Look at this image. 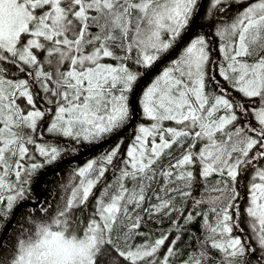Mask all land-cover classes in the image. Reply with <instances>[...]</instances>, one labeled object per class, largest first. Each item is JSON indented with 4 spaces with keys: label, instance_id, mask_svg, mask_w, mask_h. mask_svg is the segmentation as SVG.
<instances>
[{
    "label": "snow or ice",
    "instance_id": "snow-or-ice-1",
    "mask_svg": "<svg viewBox=\"0 0 264 264\" xmlns=\"http://www.w3.org/2000/svg\"><path fill=\"white\" fill-rule=\"evenodd\" d=\"M178 45L129 143L20 216L69 143L136 118L140 70ZM0 264H264V0H0Z\"/></svg>",
    "mask_w": 264,
    "mask_h": 264
},
{
    "label": "trees",
    "instance_id": "trees-1",
    "mask_svg": "<svg viewBox=\"0 0 264 264\" xmlns=\"http://www.w3.org/2000/svg\"><path fill=\"white\" fill-rule=\"evenodd\" d=\"M200 30V26L199 24H197V27L193 33V36L194 37L197 32ZM212 39H215L214 37ZM179 54V53H178ZM177 54V55H178ZM175 55V57L177 56ZM213 57L216 58L218 56V54H216V51L215 49L213 50V53H212ZM175 57H173L172 59H174ZM165 66V65H164ZM163 66V67H164ZM162 67V68H163ZM161 68V70H162ZM143 74L147 71L141 69L140 70ZM160 73V71L156 74L158 75ZM155 75V76H156ZM154 78V77H153ZM153 78L151 80H153ZM150 80V81H151ZM150 81L148 82L150 84ZM148 83L145 85V87L143 88V90H145L147 88V85ZM142 90V92H143ZM141 92V93H142ZM141 95V94H140ZM139 95V96H140ZM138 111H139V119L136 123V125L132 128V130H130L127 134H125L122 138H123V144L126 146L129 141L133 138V136L136 134V129H137V126L143 122L144 118L141 116L140 114V110H139V107H138ZM128 137V138H127ZM47 139V137H45ZM121 139V138H120ZM119 139V140H120ZM118 140V141H119ZM114 142L113 144L107 146L106 148L100 150L99 152L97 153H94L90 156H88L87 158H85L80 164L78 165H75V166H72V165H66L64 166V168L62 170H60L59 172L57 173H53L51 174L50 176H48L47 178L44 179L42 185H41V202L39 203L41 206L47 204V203H52L53 202V198L54 197H57L58 194H59V186L62 182V180H65L67 176H69L72 172L73 169L77 168L78 166H81L83 165L85 162H87L89 159H92L94 157H99L105 150H110L112 149L113 147L116 146L117 142ZM93 145V144H92ZM88 146H91V145H71L69 143V151H67L64 155H62L60 157V159L55 162L54 164L52 165H49L47 167H45L43 170H41L40 172L37 173V175L34 177L33 181H32V185H31V194L29 196V199L28 200H33V201H36L37 198L35 196V192H34V188H35V184L38 180V177L40 176V174L46 170V169H49V168H54L57 166V164L63 160L64 158L68 157V156H71V155H75L76 153H78L79 151L85 149L86 147ZM75 149V150H73ZM121 151L123 152V147L121 148ZM35 207H31V206H27L24 208V211L23 212H20L19 215L20 216H23L25 213H27L28 211L30 210H33ZM169 220L167 218H163L162 221L160 219H157L156 221L154 222H150L151 224V229H152V232H153V239L158 237L160 235L161 232L165 231V230H169ZM171 238V237H170ZM144 239V237H140L137 239V243H140L142 242V240Z\"/></svg>",
    "mask_w": 264,
    "mask_h": 264
},
{
    "label": "water",
    "instance_id": "water-1",
    "mask_svg": "<svg viewBox=\"0 0 264 264\" xmlns=\"http://www.w3.org/2000/svg\"><path fill=\"white\" fill-rule=\"evenodd\" d=\"M197 25L195 27L190 26L188 33L185 36V42L189 39H191V37L193 36V33L196 29ZM182 47V45H178L176 49H174L168 57H165L164 59H162L161 61H158L156 65L153 66L152 69H149L147 72H145L142 76L141 79L138 81L137 83V87L134 90L133 93V100H132V104L135 108V116L136 118L132 120V122L126 126L124 129H122L121 131L115 133L114 135L110 136L109 138L105 139L104 141H102L99 144H93L91 146L86 147L85 149L79 151L78 153H76L75 155H71L68 156L66 158H64L63 160H61L56 167L54 168H49L44 170L40 176L38 177V180L35 184V196L37 198L36 201H32V200H28L25 202V207L27 206H31V207H35L36 204L41 202V185L44 181L45 178H47L48 176H50L53 173H57L60 170H62L64 168V166L66 165H78L80 164L85 158H87L88 156L99 152L100 150L106 148L107 146L113 144L114 142L118 141L120 138H122L125 134H127L130 130H132V128L136 125L138 119H139V111H138V106L136 105V99L137 97H139L140 93L142 92L143 88L145 87V85L161 70V68L166 65L167 61L169 59H172L173 57H175V55H177L179 53V48ZM24 207V208H25Z\"/></svg>",
    "mask_w": 264,
    "mask_h": 264
},
{
    "label": "rangeland",
    "instance_id": "rangeland-1",
    "mask_svg": "<svg viewBox=\"0 0 264 264\" xmlns=\"http://www.w3.org/2000/svg\"><path fill=\"white\" fill-rule=\"evenodd\" d=\"M191 38H194V37H191ZM216 54H218L217 52H216ZM161 71V70H160ZM154 78H155V76H154ZM153 78V79H154ZM151 82H152V80L150 81V84H151ZM149 83H148V85H147V87L150 85ZM142 123H147V121L146 120H143V122ZM84 146H86V145H89V144H83ZM86 163V162H85ZM54 164V163H53ZM52 165V164H51Z\"/></svg>",
    "mask_w": 264,
    "mask_h": 264
},
{
    "label": "bare ground",
    "instance_id": "bare-ground-1",
    "mask_svg": "<svg viewBox=\"0 0 264 264\" xmlns=\"http://www.w3.org/2000/svg\"><path fill=\"white\" fill-rule=\"evenodd\" d=\"M128 138V137H127ZM35 192V191H34ZM33 201V200H32Z\"/></svg>",
    "mask_w": 264,
    "mask_h": 264
}]
</instances>
